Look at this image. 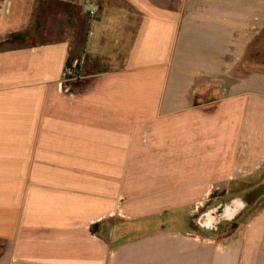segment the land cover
<instances>
[{"label":"crops","instance_id":"obj_1","mask_svg":"<svg viewBox=\"0 0 264 264\" xmlns=\"http://www.w3.org/2000/svg\"><path fill=\"white\" fill-rule=\"evenodd\" d=\"M0 264H264V0H0Z\"/></svg>","mask_w":264,"mask_h":264},{"label":"rangeland","instance_id":"obj_2","mask_svg":"<svg viewBox=\"0 0 264 264\" xmlns=\"http://www.w3.org/2000/svg\"><path fill=\"white\" fill-rule=\"evenodd\" d=\"M50 3H52V0H50ZM65 13V6H55L54 12L52 14H47L42 19L43 28L39 30V32H37L38 34L36 33V28L32 29L31 31L27 32V34L30 35V39H26L27 42H24L25 44H22L23 42H20L17 44H13L12 47H17L20 45H22L21 47H30L29 45L34 44V42L42 44L43 42H55L61 39L65 22ZM218 86L221 87L223 85Z\"/></svg>","mask_w":264,"mask_h":264},{"label":"trees","instance_id":"obj_3","mask_svg":"<svg viewBox=\"0 0 264 264\" xmlns=\"http://www.w3.org/2000/svg\"><path fill=\"white\" fill-rule=\"evenodd\" d=\"M51 9H52V4H51ZM49 10H50V6L44 5L41 7L40 14L38 15V19H37L36 26H35L36 33L39 32V30H41L43 28L42 19H43V17H45V15L48 14ZM10 38L11 39L9 40V43L11 45L17 44L20 42H23L22 44H25L27 42L26 39H30V35H28L27 32L21 33V34L17 33V34L11 35ZM46 43H48V42H43L42 44H46ZM37 45H41V44H39L38 42H34V44L29 45V46H37ZM21 46L22 45L17 46V47L20 48Z\"/></svg>","mask_w":264,"mask_h":264}]
</instances>
